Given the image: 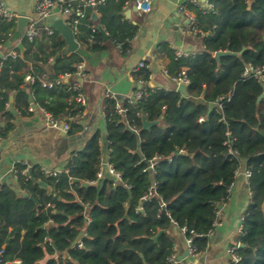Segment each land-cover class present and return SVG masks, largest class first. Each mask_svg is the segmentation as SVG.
I'll return each instance as SVG.
<instances>
[{"label": "trees", "instance_id": "trees-1", "mask_svg": "<svg viewBox=\"0 0 264 264\" xmlns=\"http://www.w3.org/2000/svg\"><path fill=\"white\" fill-rule=\"evenodd\" d=\"M110 1L98 8L105 12L101 23L109 38L127 50L138 27L121 22L113 12L122 5L111 8ZM214 3L216 9L209 12L192 7L204 51L184 58H176L173 53L170 73L187 67L191 80L188 96L175 89L146 88V104L129 105L122 121L115 114L116 101L106 99L110 161L130 188L113 185L108 178L97 185L90 183L97 179L102 156L97 130L90 132L85 145L69 156V172L45 176L33 167L32 175H28L25 166L16 165L19 185L27 194H19L7 184L0 186V248L5 249V259L11 264H166L173 252L174 240L168 230L174 222L186 227L187 236L192 230L204 234L194 237L201 253L216 218L215 206L228 201L242 162L251 170L252 201L244 214L236 251L243 264H264V98L259 100L264 85L256 78L242 77L248 63L264 64V0ZM6 22H0V40L11 30L17 33V25ZM93 25L92 16L86 13L79 27L85 32L80 39L95 51L104 48V35L99 29L93 32ZM42 34L48 40L49 52L31 58L28 46L24 54L7 56L0 67L2 137L13 126L12 95L28 111V94L32 92L39 99L49 95L47 101L40 100L41 104L58 119H69L77 113L70 81L50 89L38 80L25 81L29 72L54 80L75 72L77 63L83 61L79 52H64L67 43L57 31ZM220 50L239 54H225L218 60L214 54ZM32 59L35 65L29 66ZM52 62L49 72L47 67ZM22 69L24 72L19 73ZM229 93V99L210 107L218 97ZM140 110L142 115H138ZM142 116L158 123L144 128ZM70 122L73 133L81 121ZM131 127L138 128V134ZM227 128L236 137L237 157L223 144ZM181 149L186 151L178 153ZM156 155L164 159L156 165L153 176L145 168ZM170 156L173 161L166 159ZM154 183L155 193L144 199ZM85 203L92 206V222L82 238V247H78L74 242L86 227Z\"/></svg>", "mask_w": 264, "mask_h": 264}, {"label": "crops", "instance_id": "crops-1", "mask_svg": "<svg viewBox=\"0 0 264 264\" xmlns=\"http://www.w3.org/2000/svg\"><path fill=\"white\" fill-rule=\"evenodd\" d=\"M0 1H3L21 16L28 17L33 16L37 2V0ZM123 1L111 0L109 7L113 8L119 4L122 5V8L120 10L115 9L113 14L121 18V22H129L138 27L127 50H123L120 44L109 38L108 31H106L108 37L104 36L102 43L104 48L95 51L89 50L85 40L80 39L82 35H85V32L81 31L79 27L77 41L80 45L76 52L82 55L88 73V79L83 82L88 104L83 117L78 119L81 121L80 126L75 128L73 133L67 131L66 134L64 129L52 127L47 122L45 108L40 100L47 101L49 95H45L44 98L42 96L39 99L32 92V94H28L29 108H33V110L29 109V111L22 102L19 101L17 104L15 97L11 96L13 98H10V107L13 106L18 114L16 115L10 110L13 113V118L10 120L13 124L12 129L6 137L0 139V186L7 184L17 193L27 194L20 187L14 172L17 164L25 166L27 169V172H25L28 175H32L30 169L33 172V167H38L39 170L42 166L50 169H63L67 166L68 158L72 152L81 149L90 136V132L95 130L100 132L99 143L102 155H105L109 141L105 115L106 99L111 98L112 94L124 98L140 88L138 73L134 72L140 61H145L147 64V67L143 69L150 76L148 83L145 85L147 88L152 90L175 89L179 91V84L172 80V74L170 73L173 65V53H175L176 49H182L194 56L205 49L202 38L188 31L187 16L179 11V3L184 0H151L152 10L148 13H143L134 8L133 0H129L128 3H123ZM248 1L251 3L255 0ZM126 10H130L128 15L125 13ZM86 13L92 16L93 26H97L98 29L102 26L105 29V26L101 23V19L105 15L103 10L86 9ZM54 20L55 17L50 19L52 26ZM6 23H15L17 25V22L14 21ZM53 29L57 31L54 26ZM55 31L51 34L46 32L52 35ZM42 32L45 31H40L33 40L26 39L24 43V39H21L18 33L11 30L8 32L7 38H1L0 40L2 56L9 54L14 49L17 50L18 55L24 54L28 46L30 47L29 54L31 58L36 54L45 55L50 48L48 40ZM19 43H23V51L19 48ZM64 52L67 54L73 53L68 49V43ZM53 64L54 62L48 65L47 70L49 72L53 70ZM28 65H35L33 59L28 61ZM183 68L187 69V67ZM23 72V69L19 71V73ZM40 78L47 77L40 75ZM46 88L50 89V87ZM27 91L29 90L27 89ZM182 94L188 96L184 93ZM30 97L33 99L32 103ZM263 98L264 96L262 98L259 97V100ZM214 105H217V102L215 104L211 103L210 107ZM125 117L121 118V120L118 118V121L124 120ZM201 120L203 118H200ZM85 126L88 128L86 129ZM131 129L138 134V128L131 127ZM183 151L185 152L186 150L181 149L177 152ZM246 169L245 163L242 162L236 172V180L230 188L229 199L222 204V213L219 217L220 224L208 235L205 249L199 255L190 254L180 259L184 251L188 249L187 234L184 228L177 223L174 222L171 225L168 232L174 240L173 250L178 255L175 264H228L230 262L232 258L230 250L240 244L242 217L252 201V191L245 176ZM151 174L154 176V173L151 172ZM99 183L100 181H97L94 184L97 185ZM91 207L89 203L84 204L85 218L86 215L91 216ZM87 226L86 224V227L74 242V246L78 240L82 241V238L87 234ZM49 258L50 256L43 262L45 263Z\"/></svg>", "mask_w": 264, "mask_h": 264}, {"label": "built area", "instance_id": "built-area-1", "mask_svg": "<svg viewBox=\"0 0 264 264\" xmlns=\"http://www.w3.org/2000/svg\"><path fill=\"white\" fill-rule=\"evenodd\" d=\"M108 0H37L35 4V11L32 17H29V20L23 30V32L20 34L21 39H28L33 40L40 31L44 30L48 33H53L55 30L53 29L52 23L50 22V19L52 17H61L66 24H68L76 39L77 35L79 34V24L82 22V19L86 15V9H94L97 10L101 5L105 4ZM127 3L129 0L126 1ZM134 5H136V8L140 10L143 13H148L152 10V1L151 0H133ZM197 7L203 12H209L212 10H215V3L213 0H184L181 3H179V11L184 13L187 16L188 19V31L192 32L195 35H198L201 33L199 27H198V18L195 12L193 11L192 7ZM21 15L17 12L13 11L11 8H9L3 1H0V22L3 21H14L18 22V19ZM98 29L97 26H92L93 32H96ZM11 55L13 57H16L18 55L17 50H12L9 54L3 55L0 58V67L4 61V59ZM193 56L190 52H187L182 49H176L175 50V57L176 58H184ZM2 59V60H1ZM147 67V64L145 61H140L138 65L135 67L134 72L138 73L139 76V82L141 84L140 88L137 89L133 94L127 95L124 98H120L118 95L112 94L111 98H113L116 101L115 104V113L119 117V120L121 118L125 117L128 110L129 105H135L139 104L141 107L146 104L147 97L149 95L147 91V87L145 86L146 83H148V79H150V76H146L145 71H143L144 68ZM142 70V71H141ZM167 72V70H166ZM242 77L244 78H256L258 81H260L264 85V64H254V63H248L245 66V69L242 73ZM172 80L175 81L178 84L184 83L185 85H189L191 80L187 73V69L183 68L181 71H179L177 74H174L171 76ZM88 79V73L86 71L85 63L84 61H81L77 63L76 71L75 72H67L59 77H57L54 80H50L48 78H37L32 73H27L25 76V81L29 83H34L37 80L42 84L44 87H54L56 85H61L64 80L70 81V88L74 93V100L76 103V109L77 113L74 116H70L69 119H58L56 118L53 113L47 111L46 112V119L47 122L55 128H62L65 131H70L71 126V120L73 119H81L85 113L88 100L87 96L84 92L83 88V82ZM144 85V86H142ZM231 93L228 95H222L217 98L216 102L218 105H220V101L224 98H230ZM31 110H33L32 107H30ZM138 115H142V111L140 110L138 112ZM223 123H227L225 118H221ZM87 129L88 127L85 126ZM2 135L0 134V139H2ZM236 141V137L233 136L232 131L230 129H226V139L224 140L223 144L227 147L230 154L234 156H239L240 152L239 150L234 146ZM108 141V148L106 150L105 155L101 156V162L98 167L97 171V179L92 180L90 183L94 184L97 181H101L105 178H108L112 181L113 185L117 184H124L128 188L131 187L127 182L124 181L122 172L119 171L115 165L110 161V153L111 148ZM164 159L161 155H156L152 159L149 160L148 166L145 168V170H149L152 173H155L156 171V165L160 160ZM169 161L173 160V157L170 156L166 158ZM27 172V169L25 170ZM40 171L45 176H56L58 173L65 171L69 172L68 166H65L63 169H50L45 166H42L40 168ZM14 172H17V169L15 167ZM245 176L247 180H250L251 177V170L246 169ZM155 184L151 187L149 194L144 196V199H149L154 193H155ZM47 206H53V204L48 203ZM222 204L215 206V213L216 218L213 222V228L209 230L207 235H210L216 226L220 224V215L222 213ZM244 219V216L242 217V221ZM92 222V216L86 215V224L90 225ZM185 231H187L186 227H183ZM191 236H187V247L189 250V253L191 255H199L200 252H198V248L196 244L194 243V237L195 236H202L203 233L191 231ZM82 241L78 240L76 246L82 247ZM238 246H234L231 251V260L228 264H243L242 256L237 253ZM178 255L175 250L171 252L167 258H166V264H175L177 262ZM15 262L19 263L20 260H16ZM12 262L5 259V249L2 247L0 248V264H11Z\"/></svg>", "mask_w": 264, "mask_h": 264}, {"label": "water", "instance_id": "water-1", "mask_svg": "<svg viewBox=\"0 0 264 264\" xmlns=\"http://www.w3.org/2000/svg\"><path fill=\"white\" fill-rule=\"evenodd\" d=\"M134 8H136V5H134ZM125 13L128 15L130 13V10H126ZM28 20H29V17L28 16H20L19 17L18 22H17V33H18V35H20L23 32V30H24V28H25ZM53 26L66 39V41L68 43V49L71 52H76L78 50L80 44L77 41V39H76V37H75V35H74L71 27L68 24H66L64 22V20L61 17H59V16H57L55 18V20L53 22ZM99 29H100V31L102 32V34L105 37H108L107 36V33H106V30L102 26H100ZM18 46L21 49V51L24 50L23 43H19ZM225 54H239V53L232 52V51H229V50H225V51L220 50V51H216L215 54H214V56L218 60H220V57L222 55H225ZM0 56H2V52L1 51H0ZM178 90L181 91L182 93H184L185 95H188L187 85H185L184 83H181V84L178 85ZM263 96H264V93H262V95L260 96V98H262ZM12 98L13 97H11V99ZM30 101H31V103L33 102L32 97H30ZM10 110L14 114H16V115L18 114V112L15 110V108L13 106L10 107ZM143 123H144V127L145 128H150L152 125L157 124L158 121H150L145 116H143ZM65 132L67 134V131H65ZM30 173L32 174V169H30ZM76 181H78V180L76 179ZM40 184L43 185L44 187H47V183L45 181H41ZM84 184L85 185H88L87 182H85ZM189 255H190L189 250L186 249L184 251V253H183V256L180 259H182L184 257H187Z\"/></svg>", "mask_w": 264, "mask_h": 264}]
</instances>
